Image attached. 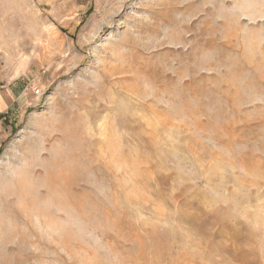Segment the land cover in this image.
Segmentation results:
<instances>
[{"label":"rangeland","instance_id":"1","mask_svg":"<svg viewBox=\"0 0 264 264\" xmlns=\"http://www.w3.org/2000/svg\"><path fill=\"white\" fill-rule=\"evenodd\" d=\"M0 264H264V0H0Z\"/></svg>","mask_w":264,"mask_h":264}]
</instances>
